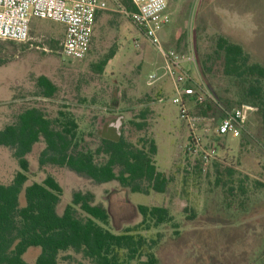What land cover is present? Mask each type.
Returning a JSON list of instances; mask_svg holds the SVG:
<instances>
[{
  "label": "rangeland",
  "instance_id": "rangeland-1",
  "mask_svg": "<svg viewBox=\"0 0 264 264\" xmlns=\"http://www.w3.org/2000/svg\"><path fill=\"white\" fill-rule=\"evenodd\" d=\"M129 2L109 0L111 7L120 3L127 10ZM168 11L171 21L161 31L164 45L193 50L196 77L225 108L253 104L247 91L257 83L245 76L226 74L217 43L225 37L240 44L251 63L264 65V0H171ZM63 36L61 23L36 19L29 41L0 40V131L16 123L18 115L27 108L36 107L50 118H56L63 110L78 123V149L96 150L109 123L122 117L120 135L128 141L138 146L156 141L158 151L153 158L158 170L169 178V186L165 193H141L132 192L117 180L97 182L67 165L49 161L54 152L44 155L43 137L26 155V186L52 175L63 187L59 212L71 203L75 192H91L94 203L108 209V227L115 232L142 221L140 204L166 205L172 221L143 232L148 237L161 234L154 249L160 264H264V170L260 163L264 153V115L260 109L250 116L240 138L229 137L222 141L224 146L216 145L222 159L237 171L232 183L217 185L214 168L206 173L187 170L188 158L180 150L183 127L177 106L169 101L173 85L165 75V61L149 42L136 46V40L143 37L123 12L106 10L98 14L91 48L80 61L62 57ZM113 51L114 57L103 71H98L97 64ZM153 71L159 78L149 83L148 75ZM42 75L57 87L50 97L37 84ZM194 109L196 106H191ZM220 115L216 108L202 127L215 133ZM131 120L145 121L147 126L140 130ZM15 151L16 148L0 145V183H11L20 170ZM95 158L102 162L105 155L96 154ZM241 179L244 191L239 188ZM20 201L25 203L24 193ZM40 252V248H29L24 258L35 264ZM60 264L93 263L69 250L60 254Z\"/></svg>",
  "mask_w": 264,
  "mask_h": 264
},
{
  "label": "trees",
  "instance_id": "trees-1",
  "mask_svg": "<svg viewBox=\"0 0 264 264\" xmlns=\"http://www.w3.org/2000/svg\"><path fill=\"white\" fill-rule=\"evenodd\" d=\"M127 8L134 9L131 1ZM217 52L224 60L226 74L245 76V79L251 78L257 83L251 84L247 95L264 115V65L251 63L244 48L225 37L218 39ZM114 55L113 51L101 60L97 64L98 71H103ZM37 84L47 97L57 90L56 85L44 75L38 78ZM196 108L192 112L197 115L207 117L210 112L216 113L211 104ZM145 114H141L143 119ZM131 124L140 130L147 126L145 121L131 120ZM77 129L78 123L69 112L61 110L59 116L50 118L32 107L23 110L16 123L0 131V145L16 148L15 155L20 165L11 183H0V264H30L24 254L32 247L41 249L35 264H60V254L69 250L81 253L93 264H133L135 261L137 264H160L154 249L161 234L148 237L143 232L172 221L173 216L166 205L140 204L138 209L143 216L142 221L115 232L108 227L111 222L108 209L94 203L91 192H75L71 203L59 212L63 187L52 175L26 186L29 171L26 155L43 137L46 142L44 155L54 152L49 161L67 165L97 182L117 180L132 192L165 193L168 190L169 178L158 170L153 158L158 151L155 140L138 146L123 135L119 140L102 137L96 150H81L75 141ZM227 139L213 134V140L221 147L224 146L222 141ZM96 154H104L105 160L98 162ZM213 168L217 185H229L237 173L225 161L216 160ZM239 182V188L244 191V180ZM22 193L24 204L20 201Z\"/></svg>",
  "mask_w": 264,
  "mask_h": 264
},
{
  "label": "built area",
  "instance_id": "built-area-1",
  "mask_svg": "<svg viewBox=\"0 0 264 264\" xmlns=\"http://www.w3.org/2000/svg\"><path fill=\"white\" fill-rule=\"evenodd\" d=\"M130 1L134 5L132 10L125 9L120 3L113 8L109 0H0V40L27 42L31 39L34 20L55 21L64 28L60 54L64 59L76 62L89 53L98 14L106 10L123 12L143 37L136 40V46L142 47L149 42L165 61V75L172 80L174 87L169 101L177 106L183 127L180 150L188 158L185 160L187 170L206 173L216 160L224 161L212 134L240 138L258 107L243 103L225 108L208 86L196 77L197 62L193 50L184 51L183 47L176 49L164 45L161 31L171 21V13L168 12L171 0ZM158 78V73L153 71L148 75V82L153 83ZM207 104L220 109L215 133L202 127L205 116L191 110V106ZM260 163L264 170V153Z\"/></svg>",
  "mask_w": 264,
  "mask_h": 264
},
{
  "label": "water",
  "instance_id": "water-1",
  "mask_svg": "<svg viewBox=\"0 0 264 264\" xmlns=\"http://www.w3.org/2000/svg\"><path fill=\"white\" fill-rule=\"evenodd\" d=\"M122 123V117H118L117 119L111 121L106 129V133L104 137L119 140L121 137L120 126Z\"/></svg>",
  "mask_w": 264,
  "mask_h": 264
},
{
  "label": "crops",
  "instance_id": "crops-1",
  "mask_svg": "<svg viewBox=\"0 0 264 264\" xmlns=\"http://www.w3.org/2000/svg\"><path fill=\"white\" fill-rule=\"evenodd\" d=\"M169 12V11H168ZM169 13H171V12H169ZM173 85V84H172ZM173 92H174V87H173ZM172 96V95H171ZM182 137V136H181ZM167 192V191H166Z\"/></svg>",
  "mask_w": 264,
  "mask_h": 264
}]
</instances>
